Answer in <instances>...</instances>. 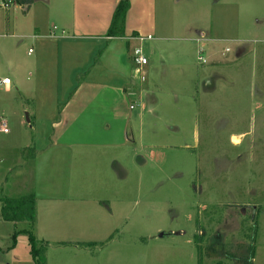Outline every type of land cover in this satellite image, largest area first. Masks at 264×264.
Masks as SVG:
<instances>
[{"label":"rangeland","instance_id":"rangeland-1","mask_svg":"<svg viewBox=\"0 0 264 264\" xmlns=\"http://www.w3.org/2000/svg\"><path fill=\"white\" fill-rule=\"evenodd\" d=\"M91 1L0 0V76L11 80L10 92L0 88V186L10 198L35 184L40 197L69 198L55 209L66 230L48 228L49 203L43 234L0 223V264H35L29 230L48 243L46 264H244L251 248L253 264H264V0H130L129 30L152 37L144 42L106 40L120 0H101L104 11ZM86 17L95 24L77 31L100 37L65 39ZM79 49L90 51L86 62L69 53ZM95 81V100L99 90L108 99L128 91L115 124L123 139L113 137L123 147L116 159L86 162L71 183L56 180L58 111L47 120L76 86Z\"/></svg>","mask_w":264,"mask_h":264},{"label":"crops","instance_id":"crops-1","mask_svg":"<svg viewBox=\"0 0 264 264\" xmlns=\"http://www.w3.org/2000/svg\"><path fill=\"white\" fill-rule=\"evenodd\" d=\"M94 1H97V0L91 1L90 5L93 4L97 6L96 4H94ZM106 1L107 0H104V2ZM98 3H101L102 5L100 6V10L104 11L103 8H105V5H104L105 3H102L101 0ZM131 7H132V3H131ZM72 15L75 17H78V14L76 12H73ZM126 19L127 21L125 24V32L127 33V35L125 36V38L120 39V38H108L107 37L108 39L106 38V40H108L109 42L114 41V40L129 41L130 38H136V37H140L143 35L142 32H140V30L133 29V28L129 30L130 18L127 17ZM96 22L99 23V20H96ZM109 23L110 22H108L107 24L106 22L101 23V25L104 26L102 30H107ZM91 24L93 25L95 24V22H91L90 20H88V17L83 18L82 20L76 19L72 21L71 24H69L70 25L69 28H72L73 35H70L66 37L65 39H67L68 41L70 40L76 41V40H83L87 38L100 37V35H96L95 33H82L81 34L79 33V31H77L80 29L88 30V26ZM199 33H200V37L205 39L204 31L201 30ZM147 36H150V35H147ZM34 37H37V36H34ZM69 53L79 62H86L87 59L90 58L88 57V54L90 53V51H87V50L86 51L80 50V49L79 50H69ZM85 54H87V58H85ZM79 72L82 73L83 71H79L78 69L74 71L77 77H78V74H81ZM209 82H211V80H209L207 83ZM94 86L95 88L103 87L102 83L98 81H95L93 83H88L85 85L79 84L78 86L75 87V91L71 93L69 99L66 101V104L64 105L63 108H61L60 110H57L56 108L58 106H56L55 108V105L53 104L55 108V112L53 113V116L47 121L53 120L52 123H54L56 121L55 115L58 111V115H57L58 120L53 125V129L56 131L58 140H56L52 144L57 145L56 147L55 146L54 147L56 148V150L58 149L60 151L62 150V154L59 157L60 159L59 164L56 163L55 165L54 163L53 165L51 158L47 159V164L50 167H52L53 165L52 169L56 167L57 172H58L57 175L55 176L56 180L63 181L64 177H67L66 183H71L70 180L73 174H78V176H80V174L85 169L83 165L86 164V162L90 163V160L92 158L97 157L99 155L100 157H102L103 154H106V155L111 154V157L113 156V159H116L117 152L121 151L120 148L123 147V146H119L122 144L115 143L118 138L123 139L122 137L123 129L122 127L120 128V126L116 127V125L117 126L121 125L122 120L120 119V117H121V113L123 112L122 105L124 102V97L125 95L128 94V91L125 89L123 92H121L120 95L115 94L113 96H109L110 98L108 99L107 98L108 94L104 93V91L102 90H99L97 92L98 98H96V100H98L99 103H96V100L89 96V94H91V89H93ZM117 89H120V88H117ZM5 91L10 92L11 88ZM135 95H136L135 93L130 92L128 96L130 98H134ZM134 104L131 106L134 107ZM57 105H59V102L57 103ZM129 110L134 111L135 107L133 110L131 109ZM91 115H94V116H91ZM96 117H98L99 119L96 120ZM99 120L103 124L101 123L99 124L98 122H96ZM29 122L31 121L29 120ZM116 123H119V124H116ZM97 130H101L103 133H105L104 137L100 139H95L96 137L94 139L93 138L91 139L90 136H93L92 135L93 131H97ZM114 136H116L117 138L115 142L113 140ZM111 145L113 146L116 145L114 150L111 147ZM100 146H102L101 149H100ZM107 147H110L112 149L108 150ZM91 154H93L91 157H87L88 155H91ZM133 157H135V155H133ZM112 172L115 173L113 169H112ZM2 182L3 181H0V184H2ZM10 188L11 187L3 188L2 186H0V196L1 195L7 196L4 193L8 192L7 190H9ZM70 190H71V186L70 187L68 186L66 188V191H67L66 193L68 194ZM33 193L35 194L36 199H37V203H36L37 221L34 226L36 232L38 234H43L44 232H42L41 229L47 230L45 226L42 227V217H41V220L39 219V217H40L41 206L42 205L46 206V204L48 203L52 205V207H55L54 209L51 210L50 214L56 213V216H55L56 220L48 219V223H46L48 225V228L51 231L62 230L63 227L60 228V225L63 223L64 217L60 214L58 210H55V209L56 208L60 209L64 205V203L69 200L68 196L64 198L40 197L37 194L36 184H35V191H33ZM62 194L64 196L66 195L63 192ZM0 223H4V222L0 221ZM12 225L16 227V224H12ZM63 230H66V229H63ZM43 240H47V239L43 238ZM55 242L58 243L60 246H73V245L79 246L78 244H85L84 243L85 241L82 243H77L81 241L75 242L74 240L73 241L72 240L58 241V239H56Z\"/></svg>","mask_w":264,"mask_h":264},{"label":"trees","instance_id":"trees-1","mask_svg":"<svg viewBox=\"0 0 264 264\" xmlns=\"http://www.w3.org/2000/svg\"><path fill=\"white\" fill-rule=\"evenodd\" d=\"M22 4L30 0H17ZM131 7L130 0H120L111 20L110 27L107 31L108 38H125V24L128 11ZM135 35V34H133ZM37 199L33 192L18 198H10L4 195L0 196V221L12 224L28 223L33 228L37 221ZM19 231L14 234V240ZM29 236L31 254L35 264H46L44 252L48 247L47 242H40L36 239L32 230L26 232ZM15 242V241H14ZM85 246L88 244H78ZM254 248H251L250 258H247L244 264H253ZM241 263V262H240ZM239 264V263H238Z\"/></svg>","mask_w":264,"mask_h":264},{"label":"built area","instance_id":"built-area-1","mask_svg":"<svg viewBox=\"0 0 264 264\" xmlns=\"http://www.w3.org/2000/svg\"><path fill=\"white\" fill-rule=\"evenodd\" d=\"M10 3L11 2L8 1L4 5V7L8 8L10 6ZM131 39H136V40H139L140 42H144V41L152 40V37L151 36H146V37L145 36H140V37L131 38ZM32 53H33V50L30 49L28 51V54L31 55ZM199 59L202 60L201 57ZM132 60H133V63L139 68H143V67L148 65V59L145 57L144 51L140 47L134 48ZM142 79L144 80L143 77H142ZM0 88H4V90H9L11 88V80L9 78L0 76ZM130 109L133 110L134 107L130 106ZM3 126L5 127V125H3ZM5 132H7V130H5Z\"/></svg>","mask_w":264,"mask_h":264},{"label":"bare ground","instance_id":"bare-ground-1","mask_svg":"<svg viewBox=\"0 0 264 264\" xmlns=\"http://www.w3.org/2000/svg\"><path fill=\"white\" fill-rule=\"evenodd\" d=\"M234 143H236L235 139H233Z\"/></svg>","mask_w":264,"mask_h":264},{"label":"water","instance_id":"water-1","mask_svg":"<svg viewBox=\"0 0 264 264\" xmlns=\"http://www.w3.org/2000/svg\"><path fill=\"white\" fill-rule=\"evenodd\" d=\"M163 235H161L160 237H162Z\"/></svg>","mask_w":264,"mask_h":264}]
</instances>
